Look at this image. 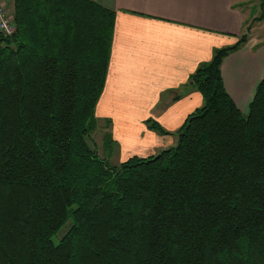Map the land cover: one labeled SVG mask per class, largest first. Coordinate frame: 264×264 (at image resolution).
<instances>
[{
  "label": "trees",
  "instance_id": "obj_1",
  "mask_svg": "<svg viewBox=\"0 0 264 264\" xmlns=\"http://www.w3.org/2000/svg\"><path fill=\"white\" fill-rule=\"evenodd\" d=\"M11 10L15 31L0 32V264H264V77L243 113L221 75L246 34L189 76L203 103L178 143L111 165L90 135L114 11L95 0ZM112 143L103 131V149Z\"/></svg>",
  "mask_w": 264,
  "mask_h": 264
},
{
  "label": "crops",
  "instance_id": "obj_2",
  "mask_svg": "<svg viewBox=\"0 0 264 264\" xmlns=\"http://www.w3.org/2000/svg\"><path fill=\"white\" fill-rule=\"evenodd\" d=\"M114 11L103 91L95 115L110 121L113 157H147L177 143L176 132L203 103L189 76L218 48L246 33L249 11L241 0H95ZM246 7V6H245ZM248 38L221 63L224 86L247 111L264 77V43ZM257 39V40H256ZM156 121L167 133L148 127Z\"/></svg>",
  "mask_w": 264,
  "mask_h": 264
},
{
  "label": "rangeland",
  "instance_id": "obj_3",
  "mask_svg": "<svg viewBox=\"0 0 264 264\" xmlns=\"http://www.w3.org/2000/svg\"><path fill=\"white\" fill-rule=\"evenodd\" d=\"M241 1L245 3L246 7L244 6V8H247L250 14L248 17V25H247L248 28H246V33H245L247 36V39L254 38V37L259 39L258 36H260V40H258L257 42H261L263 44L264 43V19L263 20L256 19V17L260 14L259 0H241ZM105 129L106 128L103 126V122L101 120L100 122H97L96 129L90 135V142L92 145H94L97 148L100 155L105 156L107 158V160L109 161L111 165H117L118 162L113 157L114 152L112 151V147L110 146L108 148V151L103 149L102 133L103 131H105ZM62 232L63 230H61L58 233V236H60Z\"/></svg>",
  "mask_w": 264,
  "mask_h": 264
},
{
  "label": "built area",
  "instance_id": "obj_4",
  "mask_svg": "<svg viewBox=\"0 0 264 264\" xmlns=\"http://www.w3.org/2000/svg\"><path fill=\"white\" fill-rule=\"evenodd\" d=\"M14 0H0V32L10 35L15 31V23L12 16V4Z\"/></svg>",
  "mask_w": 264,
  "mask_h": 264
},
{
  "label": "water",
  "instance_id": "obj_5",
  "mask_svg": "<svg viewBox=\"0 0 264 264\" xmlns=\"http://www.w3.org/2000/svg\"><path fill=\"white\" fill-rule=\"evenodd\" d=\"M181 136H182V133H179V134H178L177 143L180 141V139H181Z\"/></svg>",
  "mask_w": 264,
  "mask_h": 264
}]
</instances>
